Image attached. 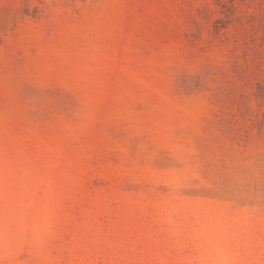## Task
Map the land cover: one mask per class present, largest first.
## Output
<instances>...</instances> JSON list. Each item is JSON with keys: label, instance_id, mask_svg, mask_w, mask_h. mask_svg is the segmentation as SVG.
<instances>
[{"label": "rangeland", "instance_id": "1", "mask_svg": "<svg viewBox=\"0 0 264 264\" xmlns=\"http://www.w3.org/2000/svg\"><path fill=\"white\" fill-rule=\"evenodd\" d=\"M0 264H264V0H0Z\"/></svg>", "mask_w": 264, "mask_h": 264}]
</instances>
